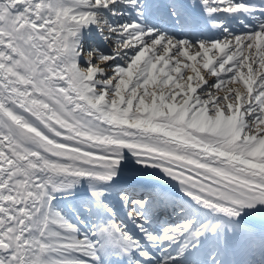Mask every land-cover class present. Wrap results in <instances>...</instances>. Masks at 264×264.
<instances>
[{
  "label": "snow or ice",
  "instance_id": "1",
  "mask_svg": "<svg viewBox=\"0 0 264 264\" xmlns=\"http://www.w3.org/2000/svg\"><path fill=\"white\" fill-rule=\"evenodd\" d=\"M0 264H264V0H0Z\"/></svg>",
  "mask_w": 264,
  "mask_h": 264
}]
</instances>
